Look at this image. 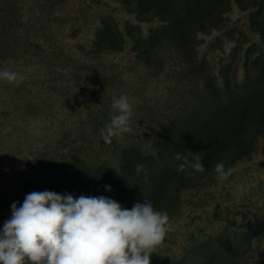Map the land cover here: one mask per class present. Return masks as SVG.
I'll return each mask as SVG.
<instances>
[{
    "label": "rangeland",
    "instance_id": "374dc122",
    "mask_svg": "<svg viewBox=\"0 0 264 264\" xmlns=\"http://www.w3.org/2000/svg\"><path fill=\"white\" fill-rule=\"evenodd\" d=\"M204 1L206 9L211 0ZM144 7L142 0H0V70L25 77L18 85L0 79V130L10 129L0 131V226L12 203H23L29 172L41 191L75 187L78 198L102 181L112 187L102 185L109 197L121 198L123 186L134 202L176 166L185 127L230 96L264 95V0L229 1L200 29L197 19L174 28ZM104 25L113 39L97 43ZM121 95L132 104V132L105 143L101 129ZM242 124L249 155L228 166L226 180L212 165L162 184L157 210L168 213L173 230L151 264H264V126L257 131L254 116ZM138 164L146 171L137 174ZM252 237H261L255 249ZM236 248L237 259L208 263Z\"/></svg>",
    "mask_w": 264,
    "mask_h": 264
},
{
    "label": "clouds",
    "instance_id": "9594fccd",
    "mask_svg": "<svg viewBox=\"0 0 264 264\" xmlns=\"http://www.w3.org/2000/svg\"><path fill=\"white\" fill-rule=\"evenodd\" d=\"M0 79L18 85L25 77L5 68L0 70ZM111 107L109 122L100 134L105 143L132 132L129 98L121 95ZM0 131L7 134L10 129ZM175 159L182 161L179 171L205 172L202 152H177ZM135 171L146 169L138 164ZM213 171L223 181L234 169H226L220 161ZM105 190L111 187L106 185ZM233 195L239 199L242 192L237 188ZM172 230L168 213L155 209L148 199L129 210L105 196L74 198L67 193L33 191L19 208L15 202L11 205V217L0 231V264H151L152 254ZM260 240L252 237L253 249Z\"/></svg>",
    "mask_w": 264,
    "mask_h": 264
},
{
    "label": "trees",
    "instance_id": "16d2710c",
    "mask_svg": "<svg viewBox=\"0 0 264 264\" xmlns=\"http://www.w3.org/2000/svg\"><path fill=\"white\" fill-rule=\"evenodd\" d=\"M120 1L122 3H127V0ZM142 1L145 2V7L142 10L143 12L152 13V15L159 17L163 21H170V26H175L174 28L179 27L184 22L197 19V21L200 20L199 22H196L198 29L203 27V21L208 20L214 12H224L225 5L228 4L229 1H234L235 3L242 2V0H211L205 9L206 1L204 0H182L177 6H175L172 0ZM125 9L128 12H131L127 7ZM198 14L199 16H197ZM146 17L147 18L145 19L148 20V16ZM107 30L108 26L104 25L100 36H97L96 38L97 43H108L110 39H113V37H109ZM246 116H254L256 118L255 129L257 131H259V127L264 126V95L259 96L248 94L230 96L227 99L226 104L220 105V109L215 110L211 115L207 116L204 121L199 120L194 122L196 124L191 123L188 128L185 127L184 131H182L178 138H176L178 139L177 143L181 146V155H187L188 152H202V162L208 170L211 169L212 165H215L220 161H223L225 168H227L230 164L247 157L249 155L252 139L248 138V130L244 129L245 125L242 124ZM164 152V155L167 154L168 157L171 156L169 148L164 147ZM189 159L191 160V156H189ZM176 161V166L171 170L167 177H156L160 184L159 186L156 187L151 185L145 188L142 187L140 196L137 197L134 202H131L128 199L125 187L123 186H120L119 193L122 194L121 198H116L115 196L109 197L106 195V191L103 193V189L106 185L110 186V184H105L102 181L97 185H93L95 190H91V188L89 189V185H87L86 192H79V194L84 196L90 195V197L105 196L114 199L122 206V208L129 210L135 203H143L144 199H148L152 202L154 208L157 209L166 197L162 184H165L168 180H178L181 175L193 171L190 168H186L184 171H179L178 165L182 163V161ZM159 162L166 164L160 156ZM165 167H167V165ZM78 180V188H81L83 186V183L81 182L82 180ZM22 183L27 194L33 191H41L39 190V180L32 172H29L22 178ZM102 185H104V187ZM51 186L46 190L60 194L57 187ZM74 188L75 187H72V190L69 189L70 191L67 192V194L76 198V193L73 191ZM89 193H94V196ZM4 210V199L0 197V215ZM2 228L3 227L0 226V231H2ZM239 255L240 250L238 248L234 250H225L223 251V254L216 255V253H214L212 259L208 263H213L214 260H216V257L223 256L226 260H231L237 259Z\"/></svg>",
    "mask_w": 264,
    "mask_h": 264
}]
</instances>
